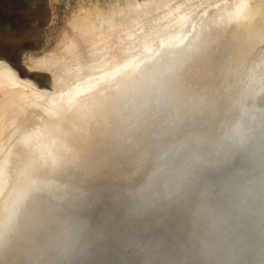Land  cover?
I'll return each instance as SVG.
<instances>
[{
	"label": "bare ground",
	"instance_id": "1",
	"mask_svg": "<svg viewBox=\"0 0 264 264\" xmlns=\"http://www.w3.org/2000/svg\"><path fill=\"white\" fill-rule=\"evenodd\" d=\"M252 2H119L25 68L0 50V264H147L142 240L159 259L171 243L181 264H264Z\"/></svg>",
	"mask_w": 264,
	"mask_h": 264
},
{
	"label": "rangeland",
	"instance_id": "2",
	"mask_svg": "<svg viewBox=\"0 0 264 264\" xmlns=\"http://www.w3.org/2000/svg\"><path fill=\"white\" fill-rule=\"evenodd\" d=\"M130 1L143 0H0V50L3 49V52L6 50L7 55L25 68L31 56L39 57L52 51L58 53L62 51L68 39L80 40L73 25L77 17L84 14H89L91 17L98 16L102 11L119 2ZM253 2L256 3L257 0ZM180 5L181 1L177 6ZM187 6L191 8L189 3ZM163 15L164 13L159 11L152 17L154 19L150 18V20L154 21ZM173 21L176 22L170 15L161 23L167 25L174 23ZM140 34L141 32L138 33ZM115 37H119V34L117 33ZM80 48L85 51L84 53L89 51L83 44ZM86 59L90 60H88L89 64L100 60L99 57ZM106 168V162L98 161L96 171L99 182L104 181Z\"/></svg>",
	"mask_w": 264,
	"mask_h": 264
},
{
	"label": "water",
	"instance_id": "3",
	"mask_svg": "<svg viewBox=\"0 0 264 264\" xmlns=\"http://www.w3.org/2000/svg\"><path fill=\"white\" fill-rule=\"evenodd\" d=\"M221 213H222V210L219 209L218 207L217 208H213L212 209V213H209V216L206 214V222L210 223L212 226L213 224L216 226V223L218 222V218L219 216H221ZM209 218V219H208ZM154 233V230L153 229H149L148 231H146V234L148 236H151L152 234ZM179 240V239H178ZM143 246H148V250L151 251V255L149 254V252L147 253L146 252V256H148V262L147 264H181L179 263L178 261L179 260H183V257L181 256L182 254H184L183 252L180 254L178 252H176L173 247H171L169 244V242H161L160 245V248H159V253L161 254V259H159L158 257L154 258L152 257L153 255V251L154 249L156 248V246H158V244H155V245H152L153 243H150V244H144L143 240L141 241ZM163 243V244H162ZM185 244H189V241L188 240H185L184 242ZM164 244H168L167 246H165ZM147 250V249H146ZM189 251V250H188ZM190 256L193 257V255L189 252ZM177 257V258H175ZM144 259V258H143ZM178 262V263H177ZM227 264H230V263H227Z\"/></svg>",
	"mask_w": 264,
	"mask_h": 264
},
{
	"label": "snow or ice",
	"instance_id": "4",
	"mask_svg": "<svg viewBox=\"0 0 264 264\" xmlns=\"http://www.w3.org/2000/svg\"><path fill=\"white\" fill-rule=\"evenodd\" d=\"M0 63H2V62H0Z\"/></svg>",
	"mask_w": 264,
	"mask_h": 264
}]
</instances>
